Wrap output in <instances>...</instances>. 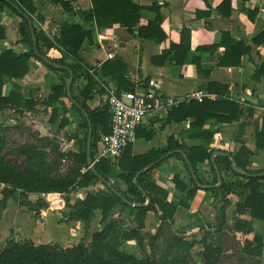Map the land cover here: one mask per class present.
I'll return each instance as SVG.
<instances>
[{
	"label": "trees",
	"instance_id": "16d2710c",
	"mask_svg": "<svg viewBox=\"0 0 264 264\" xmlns=\"http://www.w3.org/2000/svg\"><path fill=\"white\" fill-rule=\"evenodd\" d=\"M91 2L92 9L84 18L88 21H94L99 28L119 24L132 33L139 24L142 8L132 3L131 0H91ZM60 3L67 11H70L71 8L68 5ZM0 5L11 9L22 19L19 33L26 39V44L30 49L28 54L21 56H15L10 51L0 55V109L14 108L20 114L23 112L18 110L19 107L25 112L34 111L37 103L32 99L23 100L20 88L16 85H13V89L7 97L2 96L3 79L20 80L24 78L29 71L27 63L32 57L42 62L49 70L62 73L60 83L51 88V95L45 102L48 105L56 104L60 98H67L65 80L69 77V71L73 74L71 87L81 76H84L87 81L85 87L79 91L80 99L71 96V106L82 120V124L79 126L83 129V133L81 136L74 135L79 144L78 153H63L57 144L46 138L37 137L36 141L41 143V147L48 148L49 152L41 151L32 142L26 143L14 151L15 156L22 160L21 165H18L9 160V153L5 150V140L3 136L0 137V184L4 186L1 192L0 211L6 209L10 201L15 202L19 207L27 208L33 214V218L40 216L43 210L64 207L68 212L62 222L64 224H81L82 237L76 245L66 248L50 243L38 245L30 239L18 241L9 238L0 249V264H189V252L198 243L204 246L201 264H217L219 252L211 245H207L203 241L183 239L177 235L172 236L164 253L158 259L137 258L135 255L124 253L120 249L121 241H136V245L141 247V232L144 230L145 219L149 213L156 216L162 224L173 220L177 206L168 201L169 192L148 180L150 172L165 160L164 157L169 151H175L169 158L175 157L184 165L186 175H176L172 178V182L175 190L185 194L186 202L194 200L198 190L211 193L221 199L218 225L220 229L226 224V210L231 206L229 197L234 194L233 184L239 183L246 195L236 203L235 213L238 216L248 213L251 219L264 222V169L256 171L248 169L250 158L257 152L264 151L263 126L259 128L256 125L255 127V152L250 151L241 142L236 155L220 150L209 151L204 146L186 148L175 142L174 144L170 143L168 151L153 149L146 154L133 156L132 146H130L124 151L118 164L119 173L116 178L127 188L125 192H122L110 184L108 178L112 174V168L106 160L97 161L93 165L94 171L88 168L86 161L89 124L92 129L90 155L93 160V152H95L101 136L109 134L110 122V112L107 105L95 109H91L87 105V102L93 98L94 90L98 84L91 79L87 70L82 74L78 73L81 62L79 50L85 40L91 43V33L73 23H61L58 43L67 50L74 62L72 65H68L64 58L49 59L46 57V53L38 45V38L34 30L35 50L39 54L36 56L27 20V18L31 20L35 12L33 0H0ZM230 5L231 0H223L217 12L227 17L231 11ZM149 10L156 12L157 17L153 23L147 24L146 27H139L138 36L145 40L159 42L164 39L163 34L157 35L162 19L156 7ZM253 13H257V10H254ZM248 15L251 18V13ZM189 34L190 31L188 30L182 31L180 44L171 45L169 53L173 52V54L169 61L177 64L182 62L181 58L177 57V53L183 48L184 39L189 37ZM263 37L264 34L258 36V38ZM4 38L5 30L0 26V41ZM254 43L259 44L260 42L255 38ZM229 44L227 51H225V57L220 60V65L239 66V57L249 53L250 48L246 47L243 42L231 41ZM45 45L49 48L52 46L49 41H45ZM238 49L240 50L236 60L234 57L233 62L227 61L233 57L234 54L231 53L238 51ZM187 52L188 47L184 48L181 53L184 55ZM41 57L46 58L51 64L44 63ZM54 65L68 68L69 71L55 69ZM127 76V66L117 57L104 62L100 68V77L109 78L115 83L118 91L134 92ZM253 79L255 81L264 79V65L255 70ZM206 90L209 94H216L217 99L213 102L203 99L201 102L190 101L189 103L178 104L174 106L175 108L172 107V116L176 113L179 114V112L184 113L177 120L178 122L190 118L194 119L193 126L200 127L211 117H215L223 123H232L243 115L238 104L225 99L227 87L208 83ZM55 114L56 111L52 110L50 121L54 120ZM217 114L222 115L218 116ZM67 124L68 120L63 119L58 128H64ZM208 136L211 137V135ZM151 137L152 135H148V138ZM182 154H184L185 159ZM214 154L216 156L212 162ZM66 160L71 165L61 175L59 173L60 162ZM205 162L209 165L213 176L211 183L206 182L197 169L198 164ZM233 166L238 169V172L233 170ZM222 173H229L239 183L226 184L222 177L218 180L217 174L221 176ZM101 179L108 182L120 197L114 195ZM240 180H243L244 184H241ZM92 184H101L105 191L98 190L94 194L86 195L84 199L77 198L73 203L67 199L48 203L41 197H38L35 202L29 200L30 195L65 196L77 189H86ZM123 200L135 206L130 207ZM186 202H180V207L188 209ZM116 208H119L120 212L129 211L136 226L128 231L116 232L111 219ZM96 212H99L101 216L100 223L106 225L100 231L91 234L92 221ZM234 230L238 233L249 231V224L244 221H237L234 224ZM245 247V254L251 258L260 257L262 254V240L257 235H254L251 241H245Z\"/></svg>",
	"mask_w": 264,
	"mask_h": 264
},
{
	"label": "crops",
	"instance_id": "0c3cea01",
	"mask_svg": "<svg viewBox=\"0 0 264 264\" xmlns=\"http://www.w3.org/2000/svg\"><path fill=\"white\" fill-rule=\"evenodd\" d=\"M59 1L68 5L70 11H67ZM131 1L142 8L139 24L132 33L119 24L99 28L94 21L85 20L84 17L92 9L91 0H33L35 12L31 20L29 18L27 20L34 50L36 33L38 45L46 53L47 58H64L66 64L72 65L74 63L72 56L58 43L61 23H73L91 33V43L85 40L79 50L81 62L78 72L82 74L87 70L91 79L98 84L93 98L87 102L91 109L105 105L104 87L116 88L115 83L109 78L100 77V68L104 62L117 57L127 66V79L133 91L138 94L150 93L163 99L171 98L178 102V105L197 101L193 97L194 93L205 91L207 97L204 99L213 102L217 99V95L209 94L206 89L208 83H216L227 87L225 99L238 104L243 111V115L235 122L223 123L211 117L200 127L193 126L194 119L190 118L178 122L177 120L184 113L179 112L172 116V108L165 109L159 115L149 114L137 131L136 143L131 148L133 156L146 154L153 149L168 151L170 143L175 142L186 148L204 146L209 151L220 150L233 155L237 154L240 143L243 142L250 151L255 152V127L256 125L259 128L264 127V79L260 81L253 79L255 70L264 65V37L258 38L260 34H264V0H231V11L227 17L217 12L223 0ZM0 7V26L5 30V38L0 41V55L6 51L12 52L15 56L28 54L29 46L19 33L22 19L11 9L3 5ZM152 7L159 10L162 19L157 35L163 34L164 39L159 42L138 36V28L153 23L157 17L156 12L149 10ZM254 10H257V13H253ZM248 13H251V18ZM187 30L190 31L189 37H185L184 46L177 53V57L181 58L182 62L177 64L169 61L173 54V52L169 53L171 45H179L182 31ZM255 38L260 42L259 44L254 43ZM45 41H49L52 46L47 47ZM231 41L243 42L250 48V52L240 53L242 55L239 57V66H221L220 60L225 57V51ZM186 47L188 52L182 55L181 52ZM239 50L231 53L234 55L227 61L233 62L234 57L236 60ZM35 55L39 56L36 50ZM27 64L29 71L24 78L3 79L2 96L7 97L13 85H16L20 88L22 99H32L37 106L30 112H25L19 107L18 110L22 111V114L14 108L0 109V129L13 128L16 132L18 129L16 117L25 116L22 121L26 120L32 132L39 133V138L54 140V144H57L63 153H78L79 144L74 135L81 136L83 129L79 126L82 124L81 118L72 108L71 99L79 97V91L87 84L86 79L83 76L80 78V85L73 84L70 88L71 99L67 96L60 98L56 104L48 105L45 102L51 95V88L60 83L62 73L49 70L34 57L30 58ZM52 110H55L56 114L54 120L50 121ZM63 119H67L68 124L64 128H58ZM148 135L152 137L148 138ZM93 153L92 163L97 156V147ZM174 153L175 151L167 153L165 160L150 172L148 180L169 192L168 201L177 206L175 214L184 212L188 215L193 213L196 207L199 210L206 209L207 201H221L211 193L198 190L194 200L186 202L185 194L175 190L172 182L174 176L185 175L183 163L175 157L169 158ZM215 156V154L212 156L213 162ZM111 168L113 170V167ZM197 169L206 182H212L213 176L207 162L198 164ZM248 169L254 171L264 169V151L257 152L250 158ZM220 177L226 184L236 182L229 173H222ZM108 179L110 184L113 183L111 177ZM240 182L244 184L243 180ZM100 187L103 186L92 184L86 189H77V191L84 193L80 198L84 199L86 195L101 190ZM233 197V194L230 195V201ZM180 202L190 204V209L184 211L185 209L180 207ZM237 202L234 203V208ZM13 204L17 206L15 202ZM233 210L235 212V209ZM114 213L121 212L116 208ZM235 215L238 216L236 213ZM238 221H244L253 227L260 224L259 221L251 219L248 213L238 216ZM41 224L37 222V225ZM1 233L2 231L0 235ZM38 244L47 243L38 242Z\"/></svg>",
	"mask_w": 264,
	"mask_h": 264
},
{
	"label": "rangeland",
	"instance_id": "374dc122",
	"mask_svg": "<svg viewBox=\"0 0 264 264\" xmlns=\"http://www.w3.org/2000/svg\"><path fill=\"white\" fill-rule=\"evenodd\" d=\"M80 78L75 84L79 83L80 85ZM78 87L77 85L76 88ZM22 118H25V116L16 117V124L18 125L16 132L13 128L4 129L2 127L0 129V135L3 136L6 144L5 150L9 153V160L18 165H21L22 160L15 156L14 151L21 144L24 145L32 142L41 151L49 152L48 148L41 147V143L36 141L39 133H33L31 126L26 123V120L22 121ZM80 122L82 121L80 120ZM53 141L52 143H54ZM49 159H52V157H49ZM70 165L71 163L67 160L61 161L59 173L63 175ZM117 173H119V170L113 168L112 174L109 176L112 178L113 183L111 184L118 190L125 192L126 186L115 179ZM184 174L186 175V172ZM229 178L227 177V179ZM234 181L237 182V180ZM3 187L0 184V199ZM233 187L235 199L234 197L231 198V206L226 210V224L222 229L218 227L221 201H207L208 205L205 206L206 209L199 210L196 207V210L188 215L184 212H179L180 214H175L171 222L167 221L163 224L156 216L149 213L145 219L144 230L141 232V247L136 245V241H121L120 249L124 253L135 255L137 258L158 259L164 253L165 247L171 241L172 236L177 235L183 239L195 240L197 242L203 241L205 244L211 245L219 252L217 264H264V222H260L256 227L249 224V231L238 233L234 230V223L238 221V216L235 215L233 210L235 209L234 203L244 198V192L240 183L233 184ZM100 188L105 191L104 187ZM83 196L84 193L82 191L75 190L65 196L51 195L46 197L30 195L29 200L35 202L38 197H41L48 203H55L59 199H67L70 203H73L77 198H82ZM10 203L6 210L0 211V231H2L0 235V249L9 238L18 241L30 239L35 244H38V242L50 243L66 248L76 245L82 237L81 224H64L62 222L68 212L64 207L43 210L40 216L33 218L32 213L27 208H19L13 204V201ZM189 209L190 204H188V209L184 211H188ZM180 211L182 210L180 209ZM111 219L116 232L128 231L136 226L129 211H124L120 214L113 212ZM100 221L101 216L99 212H96V216L92 221L91 233L104 228L106 224H101ZM37 222L42 224L39 226ZM254 235L259 236L262 240V254L257 258H251L244 252L246 248L245 241H251ZM67 236L69 239H67ZM155 236L156 238H154ZM203 251V244L198 243L195 245L189 252L188 263L201 264Z\"/></svg>",
	"mask_w": 264,
	"mask_h": 264
},
{
	"label": "built area",
	"instance_id": "2783aa9c",
	"mask_svg": "<svg viewBox=\"0 0 264 264\" xmlns=\"http://www.w3.org/2000/svg\"><path fill=\"white\" fill-rule=\"evenodd\" d=\"M103 91V102L110 112L109 134L101 136L92 166L104 159L111 167L117 168L124 151L135 145L136 131L145 118L149 114L159 115L165 109L176 106L178 102L150 93L120 92L115 87H104ZM193 97L201 102L207 97V93L196 92Z\"/></svg>",
	"mask_w": 264,
	"mask_h": 264
},
{
	"label": "water",
	"instance_id": "95a60500",
	"mask_svg": "<svg viewBox=\"0 0 264 264\" xmlns=\"http://www.w3.org/2000/svg\"><path fill=\"white\" fill-rule=\"evenodd\" d=\"M34 39V38H33ZM41 59L43 60V62L44 63H46V64H51L46 58H44V57H41ZM54 67H55V69H63L64 67H61V66H58V65H54ZM66 70H68V69H66ZM70 73V72H69ZM72 81H73V74L72 73H70V75H69V78H67L66 80H65V85H66V94H67V96L71 99V91H70V88H71V83H72ZM91 132H92V129H91V125L89 124V134H88V137H87V144H86V161H87V165H88V167H90V169L92 170V171H94V167L92 166V160H91V155H90V148H91ZM182 156H183V158L185 159V156H184V154H182ZM212 162H213V160H212ZM233 170L235 171V172H238V169L235 167V166H233ZM217 177H218V180H220V174H217ZM102 180V179H101ZM102 182L107 186V188H109L110 189V191L114 194V195H117V196H119L120 197V195L117 193V191L114 189V188H112V186L108 183V182H106V181H104V180H102ZM219 186V184L217 185V187ZM128 206H130V207H134L135 205L134 204H132V203H130V202H127V201H125V200H123Z\"/></svg>",
	"mask_w": 264,
	"mask_h": 264
}]
</instances>
